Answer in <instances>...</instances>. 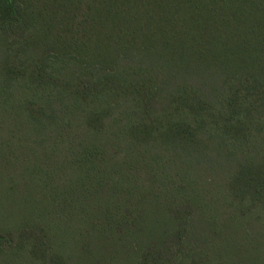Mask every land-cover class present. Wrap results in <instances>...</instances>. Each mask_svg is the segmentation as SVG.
Masks as SVG:
<instances>
[{
	"label": "trees",
	"instance_id": "1",
	"mask_svg": "<svg viewBox=\"0 0 264 264\" xmlns=\"http://www.w3.org/2000/svg\"><path fill=\"white\" fill-rule=\"evenodd\" d=\"M0 264H264V0H0Z\"/></svg>",
	"mask_w": 264,
	"mask_h": 264
}]
</instances>
